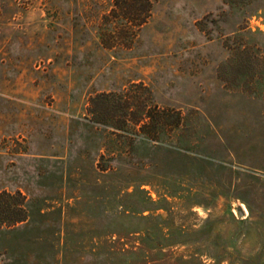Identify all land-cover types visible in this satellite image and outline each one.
I'll list each match as a JSON object with an SVG mask.
<instances>
[{"label": "rangeland", "instance_id": "1", "mask_svg": "<svg viewBox=\"0 0 264 264\" xmlns=\"http://www.w3.org/2000/svg\"><path fill=\"white\" fill-rule=\"evenodd\" d=\"M149 1L0 0V264H264V0Z\"/></svg>", "mask_w": 264, "mask_h": 264}, {"label": "trees", "instance_id": "2", "mask_svg": "<svg viewBox=\"0 0 264 264\" xmlns=\"http://www.w3.org/2000/svg\"><path fill=\"white\" fill-rule=\"evenodd\" d=\"M117 15L127 20L133 27H136L141 22L145 21V18L150 12L149 0H113ZM229 3H247L249 0H223ZM115 9L113 12H115ZM109 48V46H104ZM113 94L110 92H100L94 97L90 98L92 107L96 106H108L113 102ZM93 115H96V111L91 110ZM157 111H155L156 113ZM153 113L150 110L140 112L133 117H124V123L132 124L133 128L136 126L141 128L147 125L148 121L152 119ZM27 217V211L24 205V196L19 191L9 192L6 190H0V224L13 225L17 222L23 221Z\"/></svg>", "mask_w": 264, "mask_h": 264}]
</instances>
